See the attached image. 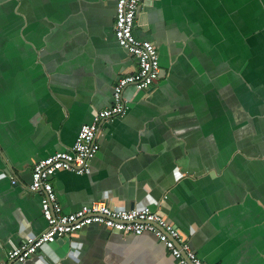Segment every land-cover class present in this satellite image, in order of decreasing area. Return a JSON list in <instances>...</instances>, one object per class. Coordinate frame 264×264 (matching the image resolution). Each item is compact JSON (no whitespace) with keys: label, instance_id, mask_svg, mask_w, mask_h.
<instances>
[{"label":"crops","instance_id":"obj_1","mask_svg":"<svg viewBox=\"0 0 264 264\" xmlns=\"http://www.w3.org/2000/svg\"><path fill=\"white\" fill-rule=\"evenodd\" d=\"M117 4L0 0V264L47 228L35 165L70 150L139 70L117 41ZM135 35L157 46L161 78L127 90L89 173L54 176L63 212L150 208L205 264H264V0H148ZM26 264L178 262L153 234L94 225Z\"/></svg>","mask_w":264,"mask_h":264},{"label":"built area","instance_id":"obj_2","mask_svg":"<svg viewBox=\"0 0 264 264\" xmlns=\"http://www.w3.org/2000/svg\"><path fill=\"white\" fill-rule=\"evenodd\" d=\"M148 0H118L115 35L120 47L133 55L139 64L136 74L119 79L114 87V104L97 112L91 124L84 125L70 150L56 153L35 165L29 190L42 197V213L46 230L34 239L8 253V264H26L45 245H54L66 237L78 235L84 229L101 225L123 235L156 236L178 264H205L184 239L181 232L163 215L150 208L125 210L106 202H95L72 213H64L58 200L52 179L59 172H71L79 176L89 173L91 161L100 151L97 136L106 121H113L128 114L131 101L126 97L129 88L149 92L161 78L162 68L157 46L141 41L135 35L136 19L141 6ZM14 185L17 181L13 180Z\"/></svg>","mask_w":264,"mask_h":264},{"label":"water","instance_id":"obj_3","mask_svg":"<svg viewBox=\"0 0 264 264\" xmlns=\"http://www.w3.org/2000/svg\"><path fill=\"white\" fill-rule=\"evenodd\" d=\"M182 234V233H181ZM183 235V234H182ZM183 237H184V239L186 240V237H185V235H183Z\"/></svg>","mask_w":264,"mask_h":264}]
</instances>
